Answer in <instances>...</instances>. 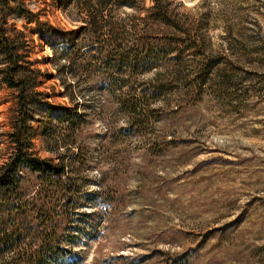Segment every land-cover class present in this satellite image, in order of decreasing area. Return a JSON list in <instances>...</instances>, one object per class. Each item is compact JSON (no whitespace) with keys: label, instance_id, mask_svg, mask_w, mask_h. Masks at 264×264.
Listing matches in <instances>:
<instances>
[{"label":"rangeland","instance_id":"1","mask_svg":"<svg viewBox=\"0 0 264 264\" xmlns=\"http://www.w3.org/2000/svg\"><path fill=\"white\" fill-rule=\"evenodd\" d=\"M104 1L8 0L3 9L36 89L71 106L72 79L86 113L76 133L85 224L74 254L81 264H264V0ZM76 36L146 43L148 55L110 67L137 94L144 88L140 127L118 107L119 88L98 82L107 69L93 51L81 56L91 71L71 67L89 81L58 72L54 63L68 62L48 41ZM16 93L0 73V165L12 151ZM32 124L39 156L70 151L45 137L57 126L51 116Z\"/></svg>","mask_w":264,"mask_h":264},{"label":"trees","instance_id":"2","mask_svg":"<svg viewBox=\"0 0 264 264\" xmlns=\"http://www.w3.org/2000/svg\"><path fill=\"white\" fill-rule=\"evenodd\" d=\"M112 3L131 5L132 0H114ZM7 4L8 0H0V52L4 59L0 73L6 84L16 89L17 106L7 133L12 151L0 165V264H81L74 254L72 242L84 234V227L80 224L84 220L80 221L77 210L83 207L80 199L85 195L79 175L85 156L76 133L84 123L86 113L81 110L79 91H75L72 79L64 82V95L72 102L71 106L53 105L45 93L36 89L38 82L33 70L21 63L18 46L6 34L3 9ZM89 12L92 13L89 23L97 28V13L94 9ZM89 38L76 36L48 41L54 55L58 53V58L68 62L59 66L54 63L58 72H63L66 78L70 75L78 80L82 76L89 81L92 73L79 75L76 72L77 76L71 67L76 64L78 69L91 71L81 56L93 51L89 55L107 69L99 73L98 82L119 88L120 93L115 97L118 107L127 113L129 119L138 118L136 125L140 127L148 118L143 102L144 88L142 94H137L128 84L129 75L113 72L110 67L113 60H125L126 55H148L146 43L135 41L123 45L110 38L102 41H95L94 36ZM126 91L132 95L126 97L122 94ZM42 111L57 122V126L47 125L45 137L55 143V148L62 139L69 152L55 150V157H42L33 151L32 123ZM70 147L77 148V151Z\"/></svg>","mask_w":264,"mask_h":264}]
</instances>
